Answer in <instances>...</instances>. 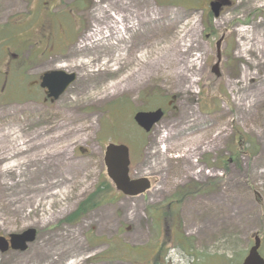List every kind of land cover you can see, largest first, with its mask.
<instances>
[{"label": "rangeland", "instance_id": "obj_1", "mask_svg": "<svg viewBox=\"0 0 264 264\" xmlns=\"http://www.w3.org/2000/svg\"><path fill=\"white\" fill-rule=\"evenodd\" d=\"M44 1L0 0V70L8 53L26 69L8 93L0 73V236L38 232L27 251L0 252V264H242L256 234L264 258V0H228L218 18L213 0H112L113 8L111 0H56L44 5L51 13ZM67 12L85 25L77 33L66 25L68 46L52 47L51 28L61 33ZM136 12L147 21L125 38L144 32L151 48L130 68L118 70L112 38L107 54L105 41L85 54L97 27L120 14L132 25ZM241 30L255 46L246 53ZM134 68L140 76L129 86ZM50 70L77 74L57 102L22 94ZM159 107L164 119L140 132L133 115ZM109 143L129 146L131 178H150L152 188L134 198L110 188L100 207L76 218L99 186L107 190ZM44 183L52 186L39 193Z\"/></svg>", "mask_w": 264, "mask_h": 264}, {"label": "water", "instance_id": "obj_2", "mask_svg": "<svg viewBox=\"0 0 264 264\" xmlns=\"http://www.w3.org/2000/svg\"><path fill=\"white\" fill-rule=\"evenodd\" d=\"M229 3L226 0H216L210 3L211 11L217 18L222 8ZM74 74H67L63 71H52L46 73L42 78L41 86L49 90L48 98L58 100L67 88L75 81ZM164 116L161 109L154 112H139L134 120L146 132H150L153 126L159 123ZM105 164L107 174L114 183L117 191L125 196L134 197L145 193L150 188V182L146 178L131 180L129 176V149L124 145L110 144L105 152ZM37 238L35 229H27L22 233L11 234L9 238L0 237V252L6 253L10 249L25 252L28 245ZM254 244L250 248L243 264H264V259L260 254L261 239L258 235L253 236Z\"/></svg>", "mask_w": 264, "mask_h": 264}, {"label": "bare ground", "instance_id": "obj_3", "mask_svg": "<svg viewBox=\"0 0 264 264\" xmlns=\"http://www.w3.org/2000/svg\"><path fill=\"white\" fill-rule=\"evenodd\" d=\"M114 6V1L111 0V2L108 5V8H113ZM138 14H136L134 16V18L130 21L132 25H125L124 21L125 18L122 14L119 15V18H115L113 17V20L111 22V25H107L106 28H103L102 30L99 29L98 27L93 31V33L90 35V37H87L83 40L84 44H83V49L85 54H87L89 52V50L92 52L94 49L99 48V50L101 49V44L100 42L105 41L104 45H103V52L105 54H107L108 52H110L112 50V47H110V45L108 44V41L112 38L116 41H118V44L116 47H114L118 53V57L120 56V58H122V66L119 67L118 70L120 69H124V68H130L131 64L133 62V60L135 59V57H138V54L151 48V44L149 43L150 39L146 38L145 33H135L134 35H132L129 38H125L124 33L131 29V28H138L140 27V23H142V21L146 22L147 21V16L146 14H142L139 12H136ZM134 21V23H133ZM135 22L137 24H135ZM119 24V25H116ZM109 34V35H108ZM240 36L244 39V43L242 44V52L246 53L247 51L251 50L253 47L255 48V46L253 45V41L251 40V35H250V31L249 30H241L239 32ZM137 37L142 38V40L137 42ZM127 40V44L124 45V42ZM123 44V45H122ZM175 45L172 44L170 46V51L171 49H174ZM179 47H180V43H179ZM119 51H122L121 53H119ZM146 66V65H145ZM140 69H132L131 71H129L128 75L126 77H124V80L128 83V85L130 86L132 84V81L135 77L140 76ZM120 83V82H119ZM117 86H120L121 83ZM116 86V87H117ZM17 152H20L22 150H24L23 145H18L16 148ZM15 153V154H16ZM14 155V154H13ZM60 155V154H59ZM15 165L13 164L11 167L9 168H13ZM66 174L67 172L64 170L63 172H61L60 174ZM46 176L50 179L49 182H51L53 179H55V177L53 176V173L48 172L46 174ZM48 182V183H49ZM73 181L68 180H64L63 183L60 185L63 188H66L68 185L72 184ZM76 183V182H74ZM51 187V183L47 184L44 183L43 187L37 188V191L39 193L44 192L45 190H49V188L46 187Z\"/></svg>", "mask_w": 264, "mask_h": 264}, {"label": "flooded vegetation", "instance_id": "obj_4", "mask_svg": "<svg viewBox=\"0 0 264 264\" xmlns=\"http://www.w3.org/2000/svg\"><path fill=\"white\" fill-rule=\"evenodd\" d=\"M52 2H54V4H55L56 0H48V1H44L42 3V6H43L42 10L45 13L49 10V7H46V6H49L48 4H52ZM78 3H76V4H78ZM44 5H46V6H44ZM51 11L52 10L50 9L49 10V13H51ZM72 13L73 12H71V13H68L67 12L65 15H61L60 17L58 16V19H62L63 20L62 23L65 20V25H59L61 28H64L61 33H58V31H55L54 28L53 29L51 28V31H52L51 32V40L52 41H49V42H52L53 43L52 47H55L56 44H60V46H63V47L66 46V41H68V35L70 33V30L68 28H66V25H72L73 31H75V33H77V30L78 29H81V25L84 24V22H85L84 19H82V21H80V20L78 21L77 18H74L72 16ZM54 18L57 19L56 16H54ZM69 18L72 19V20H70ZM69 20H70V22H68ZM41 25H47V24L43 23ZM48 28H50L49 25H48ZM46 29H47V27L45 26L44 27V30H45L44 32L45 33H46ZM59 40L62 41V42H59ZM46 48L49 51L51 49L50 44H47V47ZM8 56L12 57L13 60H11L9 58L7 60H5L6 61L5 70L4 69L3 70H0V73H4V75H5L4 78L2 77V80H4V81L7 80V83H3L4 85L6 84L5 85V91L8 90V89L12 90V89H14L15 86L16 87H19V81H21L23 83V79H24V77L21 74H23L22 72H25L26 71V69H24L22 71H19V70L16 69L17 68V67H15L16 63H19L20 62V58H18L16 54L8 53ZM42 56L43 55H41L39 58H41ZM35 60L32 59L31 60V63L34 62ZM6 66H7V68H6ZM19 66L21 67V63L19 64ZM19 74L21 76V79H19L20 76L18 78H16L17 80H15V84H14L13 78H14L15 75H19ZM43 74H40L39 77L35 81H33L32 83H30L29 86L26 88V93L28 95L30 93H31V95L32 94H35L34 92L36 90L38 92H42L45 96H47V93H48L47 90L42 89L41 86H40L41 81H42L41 78H42ZM21 88L23 89V84H22V87ZM44 101L45 102H47V101L50 102L51 101V103H53L51 99H47V98H45Z\"/></svg>", "mask_w": 264, "mask_h": 264}, {"label": "trees", "instance_id": "obj_5", "mask_svg": "<svg viewBox=\"0 0 264 264\" xmlns=\"http://www.w3.org/2000/svg\"><path fill=\"white\" fill-rule=\"evenodd\" d=\"M106 187L108 191L110 189V186L108 185ZM196 188L198 189H194V191L198 192L200 189L199 186H196ZM104 192L106 191H101V188L97 189V191L80 206V208L78 209V211H76L74 216H76V218L82 217L88 212H90L91 210H94L95 208H97L101 204V202L105 200ZM187 192H190V191H187ZM66 222H70V218L67 219ZM163 247L164 246H162L161 250H163Z\"/></svg>", "mask_w": 264, "mask_h": 264}]
</instances>
